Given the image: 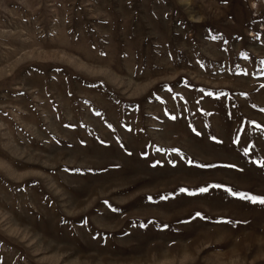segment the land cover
Masks as SVG:
<instances>
[{
    "label": "rangeland",
    "instance_id": "1",
    "mask_svg": "<svg viewBox=\"0 0 264 264\" xmlns=\"http://www.w3.org/2000/svg\"><path fill=\"white\" fill-rule=\"evenodd\" d=\"M259 198L264 0H0V264H264Z\"/></svg>",
    "mask_w": 264,
    "mask_h": 264
},
{
    "label": "snow or ice",
    "instance_id": "2",
    "mask_svg": "<svg viewBox=\"0 0 264 264\" xmlns=\"http://www.w3.org/2000/svg\"><path fill=\"white\" fill-rule=\"evenodd\" d=\"M200 191L204 192V191H207V189H200ZM233 194L236 195V193H233ZM259 202L264 203V198H259ZM197 215H200V214L197 213Z\"/></svg>",
    "mask_w": 264,
    "mask_h": 264
}]
</instances>
